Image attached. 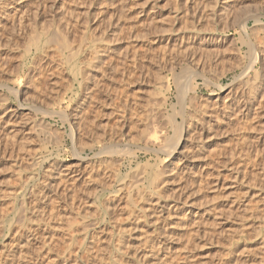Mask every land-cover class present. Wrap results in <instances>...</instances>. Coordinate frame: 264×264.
I'll return each instance as SVG.
<instances>
[{"label":"rangeland","instance_id":"1","mask_svg":"<svg viewBox=\"0 0 264 264\" xmlns=\"http://www.w3.org/2000/svg\"><path fill=\"white\" fill-rule=\"evenodd\" d=\"M3 1L0 264H264V28L240 41L264 0ZM65 23L64 55L25 59ZM197 65L182 117L203 132L180 146L174 79Z\"/></svg>","mask_w":264,"mask_h":264},{"label":"bare ground","instance_id":"2","mask_svg":"<svg viewBox=\"0 0 264 264\" xmlns=\"http://www.w3.org/2000/svg\"><path fill=\"white\" fill-rule=\"evenodd\" d=\"M3 1V0H2ZM14 1V0H13ZM30 1H32V0H30ZM4 2V1H3ZM6 2V1H5ZM4 2V3H5ZM4 3H3V6H4ZM8 3V2H7ZM2 6V7H3ZM7 6H11V5H7ZM1 7V8H2ZM6 7V6H5ZM10 9V8H9ZM1 11H2V9H1ZM10 11V10H9ZM6 12V11H5ZM8 12V11H7ZM1 13V12H0ZM250 13V12H249ZM5 14H7V13H5ZM5 14H2V16L5 18V19H7L8 18V14H10L9 12H8V14H7V16L5 15ZM16 15V14H15ZM14 15V16H15ZM9 17H10V15H9ZM0 18H2V17H0ZM19 18V17H18ZM25 20V18L22 16L20 19H19V22L22 24V22ZM153 20V19H152ZM242 21V23L239 25L240 26V31H241V36H240V41H241V43H242V41H243V43L245 42V37H247V36H249L250 34H249V32L250 31H252L255 27L258 29V28H260L261 29V27H263L264 28V20H263V18L261 17V15L260 14H253V13H250V14H247L243 19H241ZM17 21V20H16ZM155 21V20H154ZM251 21H253V26L250 24V22ZM18 22V23H19ZM14 23L15 22H13V25H14ZM16 24V23H15ZM21 24H17V26L18 25H21ZM1 25V24H0ZM5 25V24H4ZM3 26V25H2ZM15 27H16V25H14ZM21 28H22V26H20ZM168 27V26H167ZM1 28V27H0ZM255 28V29H256ZM15 29V28H14ZM17 29V28H16ZM18 29H19V27H18ZM165 30H164V33H166V31H168V30H166V28H164ZM169 29H170V26H169ZM254 29V30H255ZM67 32H66V31ZM70 30H71V25H70V23H65V28H58L57 30H56V34H52V33H50L49 32V30H47V31H43L42 33H39L38 35L36 34L35 35V37H34V39L32 40V42H31V44H29V46H28V48H27V51H26V54H25V59L27 60L29 57H31L30 58V60H34L35 58H37L36 56L34 57V51L36 52V53H48V48H50V51L52 52L53 50L52 49H54V51H55V53L56 54H58V52L61 54V55H64L65 54V52L67 51V49H68V34L70 33ZM14 31H17V30H14ZM22 31V30H21ZM256 31V30H255ZM18 32H20V29H19V31ZM159 32V31H158ZM252 34V33H251ZM247 39H248V37H247ZM190 40V39H189ZM248 42V41H247ZM183 42H181V44H182ZM191 44H193L194 43V39H192L191 40V42H190ZM189 43V45H191ZM246 43V42H245ZM253 44V43H252ZM192 46V45H191ZM190 46V47H191ZM51 47H52V49H51ZM252 47V46H251ZM45 50H46V52H45ZM255 50V49H254ZM253 50V51H254ZM49 51V52H50ZM53 51V52H54ZM44 54H42V55H44ZM98 54V53H97ZM41 54H39V56H40ZM46 56H47V54H45ZM48 57V56H47ZM50 57H51V55H50ZM254 57V56H253ZM255 60L253 59V61H258V57H259V55L258 54H256L255 55ZM49 58V57H48ZM52 58V57H51ZM51 58H49V59H51ZM260 59V58H259ZM25 60V61H26ZM254 62V63H255ZM25 64V63H24ZM48 65H50V64H48ZM248 67V66H247ZM251 69V68H250ZM199 68H198V65L196 66V69H195V71L193 72V74H192V76H190L189 78H188V81H187V83L186 84H184V83H182V81H180V80H178V78L177 77H175V84H176V91H177V95H176V97H177V103L176 104H172L171 105V108H173V110H174V112H173V119L171 120V121H175V118L176 117H182V115H184V113L182 112L183 111V109H182V107L184 106V102H185V98L190 94L189 92L190 91H192V92H194V94H196V81H197V77H198V73H200L199 71ZM39 71V70H38ZM52 71V69H50V68H48L47 69V71H46V74L47 75H49L48 73L49 72H51ZM243 71V70H242ZM246 71V70H245ZM248 71V70H247ZM241 72V71H240ZM257 72V71H256ZM41 73H44V72H42L41 71ZM39 74V73H38ZM243 75V74H242ZM256 75V74H255ZM200 76V75H199ZM244 76V75H243ZM29 77V76H28ZM94 77H96V76H94ZM256 77V76H255ZM25 79H27V78H25ZM89 79H92L91 77L89 78ZM240 79V78H239ZM28 80V79H27ZM237 81H239V80H237ZM13 82H15V81H13ZM242 82V81H241ZM196 83V84H195ZM205 83V82H204ZM250 82H248L247 84H249ZM19 84H21L22 85V83L21 82H19ZM246 84V85H247ZM21 85H20V87H21ZM250 85V84H249ZM206 86V85H205ZM251 86V85H250ZM164 90L166 91V94H165V98H164V101L165 102H168V98H169V95L171 94V91H172V87H171V84L167 81L166 83H165V85H164ZM221 88V87H220ZM190 90V91H189ZM232 92V91H231ZM15 95L17 96V99H18V97L20 96V91L18 90L16 93H15ZM188 98V97H187ZM176 106H178L179 108L181 107V110H178V109H175V107ZM249 109H250V107H249V105L247 106ZM6 108L8 109V106H6ZM10 108V107H9ZM12 108V107H11ZM11 108L9 109V110H11ZM203 108H207L205 105L203 106ZM5 109V108H4ZM6 109V110H7ZM13 109V108H12ZM16 109H22V107L20 106V107H18V108H16ZM6 110L4 111V112H6ZM59 110H60V108H59ZM247 110V109H246ZM11 111H13V110H11ZM62 112H63V110H61ZM60 111V112H61ZM61 112V113H62ZM45 113V112H44ZM51 113V112H50ZM190 113V112H189ZM200 113V112H199ZM198 113V114H199ZM251 113V111H248L247 113H245V112H243V110H242V115L244 116V120L246 119V117L247 118H249V116H248V114H250ZM55 114H57V113H55ZM54 114V115H55ZM245 114V115H244ZM53 115V114H52ZM51 115V116H52ZM192 115V114H191ZM61 116V115H60ZM196 116V115H195ZM191 117V116H190ZM250 117H251V115H250ZM69 118V117H68ZM183 118V122L178 126H176V127H174V129H175V131L177 130V131H179L180 132V136H179V139H177V142H176V144H179L180 146L181 145H184V143L186 142V143H188V141H189V137H191V136H194L195 134H199V133H201V132H203V126H201L202 128H199V126L197 125L198 123L197 122H199L197 119H195L194 117L193 118H191V119H186L184 116L182 117ZM255 118V120H258V116H255L254 117ZM197 122H196V121ZM72 123V122H71ZM73 124L75 125V123L73 122ZM73 125V126H74ZM71 126H72V124H71ZM71 126H70V129H71ZM244 127H246V126H244ZM74 128V129H73ZM76 127H72V130H70V135L68 134V136L70 137V139L72 140V142H73V144H74V142H75V140H77V131H76V129H78V127L75 129ZM163 140H165V142L168 140L167 138H163ZM199 140H201V139H199ZM172 139L171 140H169L168 141V143H172ZM156 143V142H155ZM175 144V145H176ZM76 145V144H75ZM178 146L176 145V148H177ZM177 150V149H176ZM176 150L174 149V150H170V151H166L167 152V154H168V156L169 157H173L172 159H174V161L171 163V162H169L167 165H166V167L167 168H171V167H173V169H174V174H178L179 172H178V170H179V168L180 167H178V165H177V168L175 167V161L176 160H179L178 161V163L180 162H182V165H184L185 164V158L187 157V156H183L182 158H176V157H178V156H176V154H177V152H176ZM76 151V150H75ZM77 152V151H76ZM105 154H107V155H109V156H111L112 158H113V156H114V153L111 151V150H106V149H102L100 152H98V154H96V156H98V157H100V158H105L106 156H105ZM81 158V157H80ZM110 158V157H109ZM97 159V158H96ZM111 159V158H110ZM84 160V159H83ZM82 160V158L81 159H79V161H80V164L81 163H84V161ZM103 159H101V161H102ZM98 161V160H97ZM101 161L99 162V163H101ZM105 161V159L102 161V162H104ZM108 161V160H107ZM187 162V161H186ZM105 163V162H104ZM179 163V164H180ZM99 165H101V164H99ZM105 165V164H104ZM79 166V165H78ZM77 166V167H78ZM138 167H140L139 165H138ZM69 168H70V166L69 167H67L66 168V170H67V172L69 171V173H72V171H74L75 172V170L73 169V170H71V168H70V170H69ZM93 168H95V167H93ZM184 167H181L180 168V172H181V169H183ZM65 170V171H66ZM99 170V169H98ZM97 170V171H98ZM71 171V172H70ZM96 171V172H97ZM100 171V170H99ZM67 172H65V173H67ZM92 172V171H91ZM90 172V173H91ZM104 172V171H103ZM117 172V171H116ZM161 172V171H160ZM160 172L158 171V173H159V175L161 176V177H163L164 176V174H163V176L160 174ZM167 172H168V170H167ZM65 173H64V176H66L65 175ZM164 173V172H163ZM93 174V173H92ZM92 174H89L88 175V177L90 176V175H92ZM157 174V173H156ZM60 176H61V173L59 174ZM166 175H168L169 176V174H166ZM165 175V176H166ZM93 176V175H92ZM159 176V177H160ZM164 176V177H165ZM52 177H54L53 175H52ZM63 177V176H62ZM69 177V176H68ZM71 177H73V176H71ZM156 176H154V178H155ZM164 177L162 178L163 180H164ZM60 177H58V175H57V179H59ZM66 178H67V176H66ZM66 178H64L65 180H66ZM92 178V177H91ZM91 178H88V179H91ZM157 178L158 177H156L155 179H156V182L160 179H158L157 180ZM56 179V178H55ZM63 179V180H64ZM68 179V178H67ZM82 179V178H81ZM155 179H154V181H155ZM162 179H160V180H162ZM62 180V181H63ZM54 181V183H55V180H53ZM85 181V180H84ZM67 182V181H66ZM152 185H154L153 183H152ZM151 185V186H152ZM155 186V185H154ZM153 187V186H152ZM155 189V188H154ZM118 194V193H117ZM119 194H120V192H119ZM142 198V197H141ZM130 202H132L131 200H130ZM247 206H248V204H247ZM110 209V208H109ZM170 209V208H169ZM248 208H246L245 210H247ZM186 212H188L187 210H186ZM191 212V211H190ZM24 234H26V232L24 233ZM28 234H29V232H28ZM30 235V234H29ZM29 235H28V238H29ZM32 237H34V236H32ZM25 239H27V237H25ZM29 241V240H28ZM145 260H147V258H144ZM142 260V259H141ZM145 260H143V261H145ZM185 260V259H184ZM156 262V261H155ZM144 263V262H143ZM142 263V264H143ZM146 264V263H145Z\"/></svg>","mask_w":264,"mask_h":264}]
</instances>
